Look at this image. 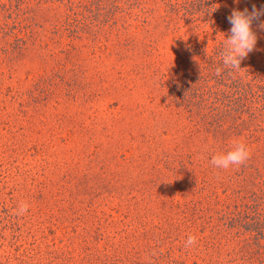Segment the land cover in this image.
Segmentation results:
<instances>
[{
	"label": "rangeland",
	"instance_id": "obj_1",
	"mask_svg": "<svg viewBox=\"0 0 264 264\" xmlns=\"http://www.w3.org/2000/svg\"><path fill=\"white\" fill-rule=\"evenodd\" d=\"M33 14L27 50L0 40V264H259L245 231L220 221L240 203L228 169L206 189L169 171L198 134L162 84L192 66L191 45L223 34L171 21L150 42L133 22L89 47L55 32L58 11Z\"/></svg>",
	"mask_w": 264,
	"mask_h": 264
},
{
	"label": "trees",
	"instance_id": "obj_2",
	"mask_svg": "<svg viewBox=\"0 0 264 264\" xmlns=\"http://www.w3.org/2000/svg\"><path fill=\"white\" fill-rule=\"evenodd\" d=\"M244 1L245 5L235 0H6L7 5L0 1V40L13 42L10 54L27 50L36 40L29 24L35 9L43 14L58 11L55 32H65L71 42H86L89 47L133 22L150 42L157 28L167 29L171 21L212 26L215 35L223 34L211 48L191 45L186 60L192 66L172 85L162 84L167 88V99L184 111L198 135L195 143L192 133L185 136L186 143L174 150L176 164L170 163L169 157L161 161L170 163V172L202 189L229 172V186L233 187L229 194L237 196L240 203L221 210L220 221L225 231L244 230L247 248L260 255L257 262L264 264V63L257 61L255 48L241 62L240 70L224 68L221 56L231 28L227 18L233 9L251 11L253 4L257 9L264 6V0ZM260 20L264 21V16ZM218 67L222 69L220 76L215 74ZM234 143H244L250 149V159L228 171L214 167L212 157L230 151ZM249 186H259V191L247 192Z\"/></svg>",
	"mask_w": 264,
	"mask_h": 264
},
{
	"label": "clouds",
	"instance_id": "obj_3",
	"mask_svg": "<svg viewBox=\"0 0 264 264\" xmlns=\"http://www.w3.org/2000/svg\"><path fill=\"white\" fill-rule=\"evenodd\" d=\"M239 0H237V3ZM264 16V6L257 9L253 4L251 11L245 8L243 11L233 9L228 16V22L231 24L230 34L225 40L222 56L224 68L231 70H240L241 62L247 58L257 43V35L253 31V23L258 22L260 30H264V21L260 18ZM221 68L216 69V75L220 76ZM250 149L244 143H234L230 151L219 153L212 157L211 163L218 169H229L232 166L244 165L250 159ZM29 205L21 203L18 207L17 214L23 215L28 211ZM196 237L189 235L185 241V247H191L196 244Z\"/></svg>",
	"mask_w": 264,
	"mask_h": 264
}]
</instances>
